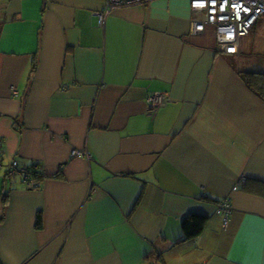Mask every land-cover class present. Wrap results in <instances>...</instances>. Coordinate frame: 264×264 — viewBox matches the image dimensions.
<instances>
[{
  "label": "crops",
  "instance_id": "0c3cea01",
  "mask_svg": "<svg viewBox=\"0 0 264 264\" xmlns=\"http://www.w3.org/2000/svg\"><path fill=\"white\" fill-rule=\"evenodd\" d=\"M104 3L0 0V264H264V13L224 53L190 0Z\"/></svg>",
  "mask_w": 264,
  "mask_h": 264
},
{
  "label": "built area",
  "instance_id": "2783aa9c",
  "mask_svg": "<svg viewBox=\"0 0 264 264\" xmlns=\"http://www.w3.org/2000/svg\"><path fill=\"white\" fill-rule=\"evenodd\" d=\"M149 0H105L104 6L98 13L99 22L105 14L112 10L143 4ZM190 8L199 16L193 17L189 22V34L195 36L202 33L208 24L213 25L216 43L224 53H235L238 50L239 39L247 35L257 18L264 13V0H190ZM167 97L164 94L152 92L146 97L150 110H155L164 103ZM2 145L0 141V157ZM86 154L85 151L72 150V155ZM1 163V161H0ZM38 169L37 165L33 169ZM31 166L21 164L13 159L7 168V174L13 176L20 174L28 188H36L40 181L30 176ZM232 211L231 202L223 199L217 202L215 212L221 217L222 226L227 227Z\"/></svg>",
  "mask_w": 264,
  "mask_h": 264
},
{
  "label": "trees",
  "instance_id": "16d2710c",
  "mask_svg": "<svg viewBox=\"0 0 264 264\" xmlns=\"http://www.w3.org/2000/svg\"><path fill=\"white\" fill-rule=\"evenodd\" d=\"M250 72H246L244 74H248ZM255 73V72H253ZM249 75V74H248ZM245 79V78H244ZM246 84L254 90L261 98L264 99V87H255L254 84H256L254 81H252L250 78L245 79ZM36 164L32 165V169L30 170V173L32 177L35 179H40L42 177L41 171L39 168L33 169ZM205 217L200 215H192L188 216L183 219L182 221V230L184 233L185 238H192L196 235H198L203 227H204Z\"/></svg>",
  "mask_w": 264,
  "mask_h": 264
}]
</instances>
